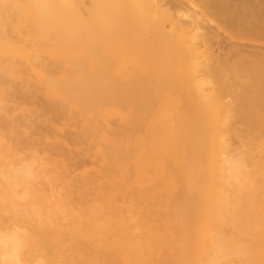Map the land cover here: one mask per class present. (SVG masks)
<instances>
[{"label": "bare ground", "instance_id": "1", "mask_svg": "<svg viewBox=\"0 0 264 264\" xmlns=\"http://www.w3.org/2000/svg\"><path fill=\"white\" fill-rule=\"evenodd\" d=\"M176 1L0 0V264H264V69Z\"/></svg>", "mask_w": 264, "mask_h": 264}, {"label": "rangeland", "instance_id": "2", "mask_svg": "<svg viewBox=\"0 0 264 264\" xmlns=\"http://www.w3.org/2000/svg\"><path fill=\"white\" fill-rule=\"evenodd\" d=\"M184 2L180 3L177 0L176 5L185 7L187 4L185 9L192 13L190 28L198 46L196 54L198 60L203 59L204 62L205 59V62L209 60L210 63L218 60V63L225 67L228 65L227 61L230 63L228 59H231L240 68L242 65L246 68L253 66L258 71H263L264 67L261 66L264 65V59L257 60L255 64L251 59L241 61L240 56L264 54V0H184ZM140 43L142 44V41ZM224 57H228L227 60ZM224 59L226 65L223 64ZM20 100L31 101V98L15 97L16 102ZM90 161L88 160L89 164L92 163Z\"/></svg>", "mask_w": 264, "mask_h": 264}]
</instances>
